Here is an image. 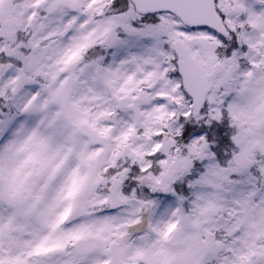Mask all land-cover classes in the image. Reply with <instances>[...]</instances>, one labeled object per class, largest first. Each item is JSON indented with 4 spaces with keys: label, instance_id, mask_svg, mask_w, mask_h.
Returning <instances> with one entry per match:
<instances>
[{
    "label": "snow or ice",
    "instance_id": "1",
    "mask_svg": "<svg viewBox=\"0 0 264 264\" xmlns=\"http://www.w3.org/2000/svg\"><path fill=\"white\" fill-rule=\"evenodd\" d=\"M0 264H264V0H0Z\"/></svg>",
    "mask_w": 264,
    "mask_h": 264
}]
</instances>
